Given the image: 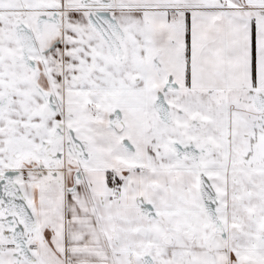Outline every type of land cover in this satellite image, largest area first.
<instances>
[{"label": "snow or ice", "instance_id": "snow-or-ice-1", "mask_svg": "<svg viewBox=\"0 0 264 264\" xmlns=\"http://www.w3.org/2000/svg\"><path fill=\"white\" fill-rule=\"evenodd\" d=\"M0 264H264V0H0Z\"/></svg>", "mask_w": 264, "mask_h": 264}]
</instances>
